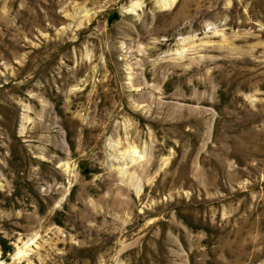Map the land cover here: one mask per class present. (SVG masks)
I'll return each instance as SVG.
<instances>
[{
    "label": "rangeland",
    "instance_id": "rangeland-1",
    "mask_svg": "<svg viewBox=\"0 0 264 264\" xmlns=\"http://www.w3.org/2000/svg\"><path fill=\"white\" fill-rule=\"evenodd\" d=\"M0 264H264V0H0Z\"/></svg>",
    "mask_w": 264,
    "mask_h": 264
}]
</instances>
